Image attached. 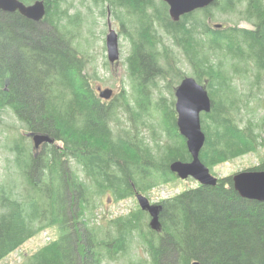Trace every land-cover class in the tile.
Returning <instances> with one entry per match:
<instances>
[{
	"label": "trees",
	"instance_id": "16d2710c",
	"mask_svg": "<svg viewBox=\"0 0 264 264\" xmlns=\"http://www.w3.org/2000/svg\"><path fill=\"white\" fill-rule=\"evenodd\" d=\"M92 1L115 12L128 32L134 106L125 94L117 103L99 98L91 83L96 77L88 75L76 45L81 19L61 8L63 0H44L46 15L39 23L0 11V121L3 113L13 115L29 138L53 140L34 149L16 125H4L17 134L7 146L10 177L0 180V261L52 230L55 238L23 264L115 262L128 256L136 238L150 264H264V203L241 198L231 177L155 203L159 232L143 228L148 216L140 209L95 222L103 195L117 202L144 194L176 179L171 162L191 160L176 126L173 95L185 76L211 98L210 112L200 117L204 165L212 168L264 145V116L258 122L240 116L254 94L235 86L244 79L260 93L255 99L264 92V0H216L178 22L162 0ZM164 37L190 74L179 69ZM167 77L175 84L166 86L169 99L153 100L149 89ZM151 110L156 115L148 124ZM122 112L129 113L130 128L120 127ZM140 126L150 127L151 137ZM156 128L169 141H160ZM247 170H264V161Z\"/></svg>",
	"mask_w": 264,
	"mask_h": 264
},
{
	"label": "rangeland",
	"instance_id": "374dc122",
	"mask_svg": "<svg viewBox=\"0 0 264 264\" xmlns=\"http://www.w3.org/2000/svg\"><path fill=\"white\" fill-rule=\"evenodd\" d=\"M62 9H67L69 15L78 14L81 21L79 24V31L76 40V45L80 52H82L84 58L87 61V73L90 76L96 77V79H92L91 83L93 84V88H95L96 93L98 94L97 88L101 87L111 89L114 93V97L110 99L108 102L112 101L113 103H117L119 100L120 94H125L127 98V103L130 106H134V92L132 89V84L128 77L126 59L130 55L131 45L130 39L127 35V30L122 28L121 22H119L115 16V12L107 13V6L104 4H95L92 0H63ZM108 23L111 25V29L119 32V60L114 64L109 63L107 59V51H106V43L105 38L108 34ZM124 24V23H123ZM160 34L162 30L159 31ZM163 43L168 46V49L172 50L173 53L177 55L180 63L178 64L179 69L185 75L190 74V69L188 64L184 61L182 54L178 51L174 44L167 39V37L163 38ZM176 57V58H177ZM174 73V72H173ZM172 78L167 77V79H156V86L151 87L150 95L153 100H156L159 97H168V93L166 91L167 85L175 84L171 80ZM165 81V82H163ZM235 86L238 91L244 95H252L254 94L248 101L247 108L243 109L241 112L243 122L248 118H252L254 122H258L264 116V92L262 95L255 99L256 94H260L257 89H251L249 85V81L237 79L235 81ZM261 88L264 89V84L261 85ZM175 87L173 88V90ZM174 95V91H173ZM104 102H106L104 100ZM174 104H175V96H174ZM129 106V107H130ZM155 112L153 110L149 111V114L146 116V120L148 124L152 123L154 120ZM129 113L122 112L120 114V127L121 128H130L132 124L130 120H128ZM2 122L0 121V180L9 179L8 173H10L9 167L11 166V154L7 150V146L12 142V136L16 135L17 132L21 133L30 143H32V139H30L27 133L17 125L15 118L13 115H8L3 113L1 117ZM8 125H16L18 131H12L11 128L5 127V124ZM132 128V126H131ZM137 130L142 132L144 137L149 136L150 127L145 128L140 126ZM158 133H162V137L159 139L160 141H169L164 133L156 128ZM151 141V140H150ZM154 141V139L152 140ZM150 142V147L154 150V145ZM264 161V145L258 147L256 152L250 153L224 163L218 164L212 168H209V171L212 176L216 178H225L231 177L232 175L244 171L247 169L254 168L258 166L261 162ZM75 170H79L78 168H74ZM12 178V177H11ZM198 183L193 179L180 180L177 176L176 179H172L170 182H167L163 185H159L156 188L142 194L151 204H155L164 198L171 197L177 193L188 190L192 186H196ZM100 208L96 211V220L95 222H100L108 218L118 217L122 215H126L129 212H135V210H139V205L135 196L120 200L113 201L110 198L109 194L103 195L101 198ZM146 213V212H145ZM148 219L143 218V228L150 229L149 221L150 216L146 213ZM49 235V236H48ZM53 240L55 238V233L52 230L44 231V233H40L31 239L27 240L24 244H22L17 250L13 253L9 254L6 258L0 261V264H23L25 258L42 247L46 242ZM150 264L148 253L146 249L143 248V245L139 242V239L132 243L130 252L128 256L122 258L115 262H104L103 264Z\"/></svg>",
	"mask_w": 264,
	"mask_h": 264
},
{
	"label": "water",
	"instance_id": "95a60500",
	"mask_svg": "<svg viewBox=\"0 0 264 264\" xmlns=\"http://www.w3.org/2000/svg\"><path fill=\"white\" fill-rule=\"evenodd\" d=\"M168 6V15L173 22H178L184 15L205 9L216 0H162ZM0 11L6 13L18 12L22 17L39 23L46 15L44 0H36L25 5L19 0H0ZM107 59L114 64L119 60V38L117 33L109 27L105 38ZM99 98L108 101L113 96V91L108 88H97ZM175 111L177 114L176 126L191 160L188 162L173 161L169 169L181 180L192 178L201 186H215L218 178L211 175L209 168L201 162L200 151L204 145L205 135L201 129V114L211 110V98L202 84L193 77L185 76L175 88ZM34 149H39L44 144L53 142L46 135L31 134ZM233 187L241 198L264 203V170L240 171L231 176ZM140 210L146 211L150 216L149 227L159 231L160 206L151 204L142 194L137 193ZM192 264H200L197 261Z\"/></svg>",
	"mask_w": 264,
	"mask_h": 264
},
{
	"label": "flooded vegetation",
	"instance_id": "af4514ba",
	"mask_svg": "<svg viewBox=\"0 0 264 264\" xmlns=\"http://www.w3.org/2000/svg\"><path fill=\"white\" fill-rule=\"evenodd\" d=\"M15 13H16V12H15ZM107 16H109V13H108ZM109 27L111 28V25L108 23V31H109ZM114 31H115V30H114ZM115 32L117 33V31H115ZM117 35H118V38H119V32L117 33ZM177 86H178V85H176L175 88H176ZM174 92H175V89H174ZM113 97H114V93H113L112 98H113ZM112 98H111V99H112ZM106 102H108V101H106ZM171 163H172V162H171ZM171 163H170V164H171ZM169 166H170V165H169ZM174 174H175V173H174Z\"/></svg>",
	"mask_w": 264,
	"mask_h": 264
},
{
	"label": "bare ground",
	"instance_id": "6f19581e",
	"mask_svg": "<svg viewBox=\"0 0 264 264\" xmlns=\"http://www.w3.org/2000/svg\"><path fill=\"white\" fill-rule=\"evenodd\" d=\"M181 180V179H180ZM184 181V180H183Z\"/></svg>",
	"mask_w": 264,
	"mask_h": 264
}]
</instances>
